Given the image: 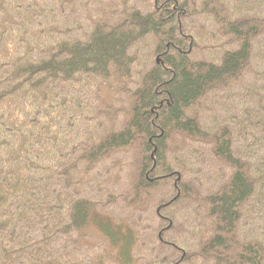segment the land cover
Listing matches in <instances>:
<instances>
[{
    "label": "trees",
    "instance_id": "16d2710c",
    "mask_svg": "<svg viewBox=\"0 0 264 264\" xmlns=\"http://www.w3.org/2000/svg\"><path fill=\"white\" fill-rule=\"evenodd\" d=\"M0 264H264V0H0Z\"/></svg>",
    "mask_w": 264,
    "mask_h": 264
}]
</instances>
